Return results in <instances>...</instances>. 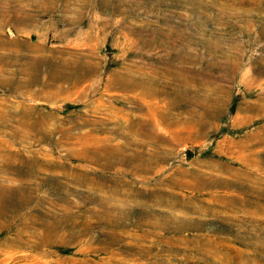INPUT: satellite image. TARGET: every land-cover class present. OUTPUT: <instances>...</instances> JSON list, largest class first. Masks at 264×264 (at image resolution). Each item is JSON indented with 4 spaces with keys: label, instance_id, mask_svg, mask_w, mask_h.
<instances>
[{
    "label": "rangeland",
    "instance_id": "1",
    "mask_svg": "<svg viewBox=\"0 0 264 264\" xmlns=\"http://www.w3.org/2000/svg\"><path fill=\"white\" fill-rule=\"evenodd\" d=\"M0 264H264V0H0Z\"/></svg>",
    "mask_w": 264,
    "mask_h": 264
}]
</instances>
